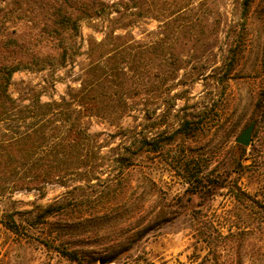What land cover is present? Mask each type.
Returning a JSON list of instances; mask_svg holds the SVG:
<instances>
[{
    "label": "rangeland",
    "instance_id": "1",
    "mask_svg": "<svg viewBox=\"0 0 264 264\" xmlns=\"http://www.w3.org/2000/svg\"><path fill=\"white\" fill-rule=\"evenodd\" d=\"M99 1L0 0V39L34 55L7 86L29 107L15 129L46 112L53 139L75 118L95 149L64 181L0 198L19 223L0 224V264H264V0ZM59 6L75 20L54 34ZM50 230L84 258L45 245Z\"/></svg>",
    "mask_w": 264,
    "mask_h": 264
},
{
    "label": "trees",
    "instance_id": "2",
    "mask_svg": "<svg viewBox=\"0 0 264 264\" xmlns=\"http://www.w3.org/2000/svg\"><path fill=\"white\" fill-rule=\"evenodd\" d=\"M83 1L84 5L79 7V12L84 11L83 7L86 6L96 9L100 2L99 0ZM250 2L251 0H242L243 13L248 10ZM60 6L56 10L57 15H54L55 18L52 20V32L54 34H59L60 27L71 25L75 20V18L72 19L70 12ZM0 51L9 56L11 54L17 55L15 59L7 61L0 56V198L2 200L16 190L41 189L46 183L64 181L69 173L90 162L95 154V149L91 141L94 138L93 135L80 121L77 123L75 118L66 123L63 122L61 125L49 127L48 131L52 129L50 133H53L55 129L58 131L53 139H50L45 133L48 126V119L45 117L46 112L40 113L36 123L29 128L15 129V124H12L13 121L25 120L27 115L23 112L29 107H18L14 98L9 95L7 86L12 72L23 66H28L33 61V57L27 58L28 55L32 56L33 52H31L32 47H29L28 44L14 38H1ZM62 52H65L64 48ZM105 78L104 76L103 79ZM105 95L110 96V93H105ZM73 101L76 102L75 105L79 107L78 109L85 113L94 111L95 95L91 89L76 91ZM59 104L60 102L53 101L40 106L49 107ZM69 110L74 111V108L70 106L65 108V111L62 112L64 120H68ZM185 123L189 124V121H185ZM127 156L129 155H123L119 159L129 160ZM123 163L131 164L130 160ZM54 210V206L49 204L41 210V213L42 215H49ZM0 224L12 232L19 231V223L14 218L13 210L0 209ZM51 232L50 230L42 238L45 245L54 247L62 253L67 252L74 260L84 258L80 257L75 249L70 251L60 249V242L55 243L57 235H53ZM112 256L107 255L105 257L107 262L114 258Z\"/></svg>",
    "mask_w": 264,
    "mask_h": 264
},
{
    "label": "water",
    "instance_id": "3",
    "mask_svg": "<svg viewBox=\"0 0 264 264\" xmlns=\"http://www.w3.org/2000/svg\"><path fill=\"white\" fill-rule=\"evenodd\" d=\"M253 130V122H250L246 127H244L237 137L235 141L241 145H248L251 137V133Z\"/></svg>",
    "mask_w": 264,
    "mask_h": 264
}]
</instances>
